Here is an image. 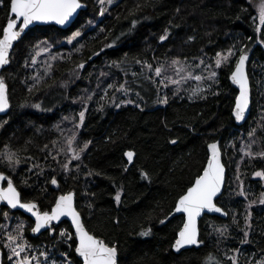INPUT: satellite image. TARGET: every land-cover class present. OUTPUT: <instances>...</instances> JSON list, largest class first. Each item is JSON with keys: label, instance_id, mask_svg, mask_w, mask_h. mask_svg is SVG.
I'll list each match as a JSON object with an SVG mask.
<instances>
[{"label": "trees", "instance_id": "trees-1", "mask_svg": "<svg viewBox=\"0 0 264 264\" xmlns=\"http://www.w3.org/2000/svg\"><path fill=\"white\" fill-rule=\"evenodd\" d=\"M81 1L87 9L70 28H30L2 73L11 101L0 117L5 182L41 212L75 192L85 225L118 249L119 264H264V22H257V0H118L104 16L97 0ZM11 2L0 0V39ZM77 32L74 46L63 49L60 41ZM44 46H53L52 64L42 59ZM243 53L252 55L253 100L249 119L237 125L231 73ZM200 54L218 65V84L199 99L165 100L156 70L184 58L199 65ZM217 139L228 169L217 203L228 218L206 215L202 245L176 253L184 217L166 219ZM127 151L135 153L131 165ZM33 225L2 207L3 264H15V244L25 255L45 247L61 264H83L68 221L39 236Z\"/></svg>", "mask_w": 264, "mask_h": 264}, {"label": "water", "instance_id": "water-1", "mask_svg": "<svg viewBox=\"0 0 264 264\" xmlns=\"http://www.w3.org/2000/svg\"><path fill=\"white\" fill-rule=\"evenodd\" d=\"M87 4L81 0H12L10 19L4 27L0 39V117L9 113L11 101L9 87L2 80V73L10 64L14 47L29 31L40 25H56L63 29L70 28L78 19ZM251 53H243L237 59L231 73V81L238 89L232 111L237 125H243L252 110L253 90L249 73ZM217 139L208 144V160L193 185L178 198L173 211L166 220L174 216L184 217L183 226L172 246L173 251L200 247V222L206 216L228 218V213L217 201L225 191L228 169L224 162L221 146ZM128 165L133 163L135 153L126 152ZM7 177L0 173V213L3 206L19 210L31 217L34 222L31 233L39 236L52 226L68 221L77 240L76 252L83 264H119V252L115 246L89 231L81 213L76 207L75 192H68L57 197L51 211L41 212L35 202L22 201L20 192L13 182L6 183ZM4 253L0 247V264Z\"/></svg>", "mask_w": 264, "mask_h": 264}, {"label": "rangeland", "instance_id": "rangeland-1", "mask_svg": "<svg viewBox=\"0 0 264 264\" xmlns=\"http://www.w3.org/2000/svg\"><path fill=\"white\" fill-rule=\"evenodd\" d=\"M118 0H97L100 5V16H104L111 5ZM254 8L257 11V22H264V0H257L252 2ZM95 24V20L90 21L86 27H91ZM81 32H77L70 37L63 38L60 41V45L63 49V45L74 46V43L80 37ZM53 46H44L41 50L43 53V60L48 61L45 64H52L54 62L55 52L52 50ZM200 59L199 65H192L191 60L180 59L173 61L169 65H162L156 70V75L160 82L164 83L165 100L170 96L183 95L192 100L199 99L212 91L210 87L206 93L203 91L206 87L214 83L218 84L217 66L209 64L210 55H198ZM224 59H227L229 54L223 52L221 55ZM239 58V57H238ZM237 58V59H238ZM237 62V60H236ZM259 147V145L255 142ZM34 223V222H33ZM40 252L34 255H25V247L20 244H15L14 251L9 255L11 263L15 264H61L57 260L50 258L49 251L42 247Z\"/></svg>", "mask_w": 264, "mask_h": 264}, {"label": "bare ground", "instance_id": "bare-ground-1", "mask_svg": "<svg viewBox=\"0 0 264 264\" xmlns=\"http://www.w3.org/2000/svg\"><path fill=\"white\" fill-rule=\"evenodd\" d=\"M234 109V108H233Z\"/></svg>", "mask_w": 264, "mask_h": 264}]
</instances>
